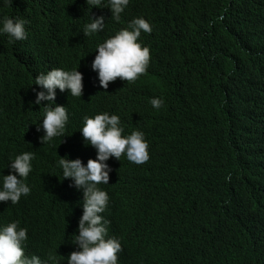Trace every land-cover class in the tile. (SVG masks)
I'll use <instances>...</instances> for the list:
<instances>
[{
	"label": "trees",
	"instance_id": "16d2710c",
	"mask_svg": "<svg viewBox=\"0 0 264 264\" xmlns=\"http://www.w3.org/2000/svg\"><path fill=\"white\" fill-rule=\"evenodd\" d=\"M4 16L27 21V38L0 35V180L16 154L35 157L31 198L4 215L29 229L33 247L63 248L74 194L55 180V160L81 150L85 116L108 112L152 143V163L121 167L109 188L123 264H264V0H130L119 22L107 0L90 9L81 0H12L0 5ZM101 16L104 28L85 36L83 25ZM137 16L158 25L151 75L104 89L91 68L96 46ZM62 65L87 67V78L82 96L62 105L66 142L44 143L35 126L45 103L35 104L31 83ZM148 92L159 109L140 102Z\"/></svg>",
	"mask_w": 264,
	"mask_h": 264
},
{
	"label": "clouds",
	"instance_id": "9594fccd",
	"mask_svg": "<svg viewBox=\"0 0 264 264\" xmlns=\"http://www.w3.org/2000/svg\"><path fill=\"white\" fill-rule=\"evenodd\" d=\"M100 7L101 0H81ZM130 0H107L112 19L119 22ZM0 5H12V0H0ZM103 17L83 25L84 35L95 36L104 28ZM20 18L0 19V35L10 43L24 42L25 24ZM158 25L149 16H137L127 25L96 46L91 68L97 72L99 85L120 78L134 85L151 75L154 43ZM87 67L62 65L38 72L30 92L35 104L45 103L42 120L36 130L44 132L42 142H66L68 114L65 100L82 96V81ZM159 109L160 98H152ZM82 147L75 153H60L55 160V180L72 191L74 198L67 206L69 220L64 229L63 248L52 254L36 249L30 231L19 226L4 213L27 202L34 189V153L22 152L12 157L0 180V264H123L124 238L114 229L113 205L109 188L115 183L122 167L143 169L153 161L152 143L141 131H126L118 115L108 112L85 116L77 130ZM122 162V163H121ZM121 163L115 170L114 165ZM114 170V172H113ZM43 183L49 187V175ZM26 226V225H25ZM28 228V227H27Z\"/></svg>",
	"mask_w": 264,
	"mask_h": 264
},
{
	"label": "rangeland",
	"instance_id": "374dc122",
	"mask_svg": "<svg viewBox=\"0 0 264 264\" xmlns=\"http://www.w3.org/2000/svg\"><path fill=\"white\" fill-rule=\"evenodd\" d=\"M152 98H156V97H155V94H154V93H149V92H148V93H145L144 98H142V99L140 100V102L144 103L146 106H148V107L151 109V108H153L152 105H151V103H150V100H151ZM34 222H35V218H34V217H30L29 220H28V226H29L30 228H32V225L34 224Z\"/></svg>",
	"mask_w": 264,
	"mask_h": 264
},
{
	"label": "water",
	"instance_id": "95a60500",
	"mask_svg": "<svg viewBox=\"0 0 264 264\" xmlns=\"http://www.w3.org/2000/svg\"><path fill=\"white\" fill-rule=\"evenodd\" d=\"M165 81V80H164ZM171 81H174V80H171ZM110 115L112 114V113H109ZM142 132V131H141ZM145 139L148 141V138L145 136Z\"/></svg>",
	"mask_w": 264,
	"mask_h": 264
},
{
	"label": "bare ground",
	"instance_id": "6f19581e",
	"mask_svg": "<svg viewBox=\"0 0 264 264\" xmlns=\"http://www.w3.org/2000/svg\"><path fill=\"white\" fill-rule=\"evenodd\" d=\"M183 230H184V229H183ZM183 230H182V231H183Z\"/></svg>",
	"mask_w": 264,
	"mask_h": 264
}]
</instances>
